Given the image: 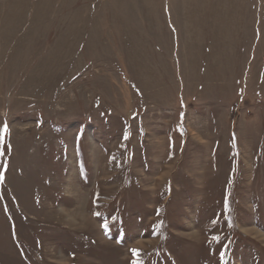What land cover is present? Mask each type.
Segmentation results:
<instances>
[{"label": "rangeland", "instance_id": "1", "mask_svg": "<svg viewBox=\"0 0 264 264\" xmlns=\"http://www.w3.org/2000/svg\"><path fill=\"white\" fill-rule=\"evenodd\" d=\"M5 123L0 264H264V0H0Z\"/></svg>", "mask_w": 264, "mask_h": 264}, {"label": "snow or ice", "instance_id": "2", "mask_svg": "<svg viewBox=\"0 0 264 264\" xmlns=\"http://www.w3.org/2000/svg\"><path fill=\"white\" fill-rule=\"evenodd\" d=\"M8 131V125L5 123L3 124L2 128H0V145L3 144V133H7ZM4 152H3V148H0V155H3ZM4 179V172L3 171H0V180H3ZM225 205L227 206V199L225 201ZM95 215L97 216H100L101 214L99 212L97 213H94ZM103 227L107 228V223L105 222ZM133 253L135 254L137 252L136 249H132Z\"/></svg>", "mask_w": 264, "mask_h": 264}, {"label": "bare ground", "instance_id": "3", "mask_svg": "<svg viewBox=\"0 0 264 264\" xmlns=\"http://www.w3.org/2000/svg\"><path fill=\"white\" fill-rule=\"evenodd\" d=\"M80 214V213H79Z\"/></svg>", "mask_w": 264, "mask_h": 264}]
</instances>
